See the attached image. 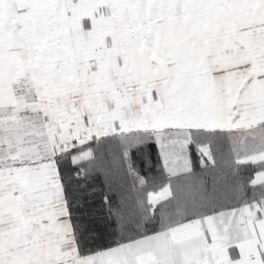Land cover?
Returning <instances> with one entry per match:
<instances>
[{"label": "snow or ice", "instance_id": "snow-or-ice-1", "mask_svg": "<svg viewBox=\"0 0 264 264\" xmlns=\"http://www.w3.org/2000/svg\"><path fill=\"white\" fill-rule=\"evenodd\" d=\"M0 264H264V0H0Z\"/></svg>", "mask_w": 264, "mask_h": 264}]
</instances>
